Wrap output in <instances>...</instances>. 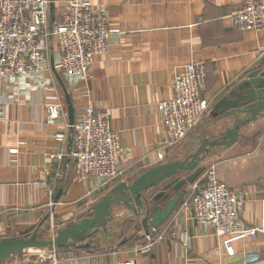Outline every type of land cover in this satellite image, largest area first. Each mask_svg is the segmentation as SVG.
Returning <instances> with one entry per match:
<instances>
[{"label": "crops", "instance_id": "1", "mask_svg": "<svg viewBox=\"0 0 264 264\" xmlns=\"http://www.w3.org/2000/svg\"><path fill=\"white\" fill-rule=\"evenodd\" d=\"M66 2L54 0L52 19L59 17ZM91 2L107 10L113 35L110 53L96 59L89 80L70 87L54 68L53 61L59 56L54 45L51 70L39 80L23 77L17 85L0 83V239L20 237L49 222L52 198L59 200L54 211L58 227L92 216L94 204L123 196L124 185L145 171L186 158L206 138L222 137L234 127L235 118L246 115L225 116L217 104L248 80L251 72L264 71V29L239 30L226 21L245 0ZM190 62L205 64L204 96L210 100V112L185 142L168 148L166 157L159 160L157 152L165 134L159 103L171 96L174 77ZM66 92L74 121L87 102L108 110L111 129L129 151L121 179L94 193L90 201L84 199L88 183L75 178V160L69 154L73 133ZM56 94L65 103V116L48 123L46 102ZM241 132L231 146L210 148L200 166L214 165L221 181L234 189L249 190L243 235L219 238L186 213L182 203L191 187L187 185L185 195L157 229L167 230L166 237L150 251L135 249L145 243L144 215L138 216L117 201L104 226L76 245L56 250L55 264H117L126 260L136 264H264V231L258 229H264V111ZM61 151L65 153L62 160L47 157L48 152ZM48 188L53 190L52 197ZM149 192L155 194L158 189ZM169 192L171 197L176 194ZM150 206L163 209L165 203L150 201Z\"/></svg>", "mask_w": 264, "mask_h": 264}, {"label": "built area", "instance_id": "2", "mask_svg": "<svg viewBox=\"0 0 264 264\" xmlns=\"http://www.w3.org/2000/svg\"><path fill=\"white\" fill-rule=\"evenodd\" d=\"M226 21L239 30L264 29V0H245ZM112 35L107 10L94 6L91 0H67L59 17L53 19L50 0H0V83L17 85L23 77L39 80L51 70L55 45L59 56L53 61L54 68L73 88L92 77L96 59L110 53ZM261 50L264 52V47ZM206 83V67L200 62L187 63L174 77L171 96L159 103L165 125L157 152L159 160L166 157L168 148L184 142L210 112V100L204 96ZM63 115L65 103L56 94L46 102L47 121L54 123ZM71 127L73 145L69 154L75 160V178L88 183L84 199L90 201L94 193L121 179L129 151L111 129L110 112L97 108L93 102L84 104ZM64 155L63 151L47 153L51 160H62ZM56 175L59 177L60 173ZM190 185L182 209L193 219L211 228L219 238L240 236L247 231L243 218L249 197L247 188L228 186L218 178L214 165L204 168ZM48 192L52 197L53 190L48 188ZM58 201L52 198L49 202L48 219L52 226ZM157 229L144 233L145 243L135 249L150 251L166 237L167 230ZM184 244L188 245L187 240ZM56 250L49 254L54 264L58 261ZM26 251L21 255H28ZM117 264L136 263L126 260Z\"/></svg>", "mask_w": 264, "mask_h": 264}, {"label": "water", "instance_id": "3", "mask_svg": "<svg viewBox=\"0 0 264 264\" xmlns=\"http://www.w3.org/2000/svg\"><path fill=\"white\" fill-rule=\"evenodd\" d=\"M54 0H50L51 11L54 9ZM68 111L71 125L74 123V108L70 95L66 92ZM225 116L245 114V118H235V125L228 128L222 137L204 139L199 148L184 159L160 163L124 185V195L117 198H105L94 204L90 211L92 216L83 217L78 222L67 225L57 231L52 240L38 238L36 233L30 234L29 230L20 237L0 239V264H6L11 255H21L27 249L48 248L50 250L69 248L90 235L98 227L104 226L105 221L111 217L112 205L117 201L124 202L130 209L135 210L138 216L144 215L143 226L145 233L151 229L159 228L172 214L182 197L185 187L194 183L202 174L203 167L200 162L209 153L210 148L218 146H231L242 136L241 128L250 122L256 121L264 111V71L255 70L245 80L224 97L217 104ZM72 129V127H71ZM193 171V172H192ZM183 172L191 174L180 176ZM158 189L155 194L151 189ZM169 190L176 194L171 197ZM150 201L165 203L164 208H151Z\"/></svg>", "mask_w": 264, "mask_h": 264}, {"label": "rangeland", "instance_id": "4", "mask_svg": "<svg viewBox=\"0 0 264 264\" xmlns=\"http://www.w3.org/2000/svg\"><path fill=\"white\" fill-rule=\"evenodd\" d=\"M202 122L200 123V125L202 124ZM200 125H198V126H200ZM197 127L194 130H196ZM194 130L188 135V137L194 132ZM188 137L186 138V140L188 139ZM126 227H128V225H126ZM60 229H62V226L58 227L57 223H56V219H55L54 226H52L51 222L49 221L45 225H43L41 228H37L34 230L32 229V231L30 232L29 235L36 233V235L40 239L52 240L56 237L57 231ZM124 230L126 231L127 229H125V227H124ZM129 233L130 232L126 231L127 235H129ZM50 251L51 250L48 248L27 249L26 252H28L27 253L28 255H26V256L18 255V254L11 255L8 258L6 264H33L34 262H36L38 260L41 261L42 264H50V262H51L49 259Z\"/></svg>", "mask_w": 264, "mask_h": 264}, {"label": "trees", "instance_id": "5", "mask_svg": "<svg viewBox=\"0 0 264 264\" xmlns=\"http://www.w3.org/2000/svg\"><path fill=\"white\" fill-rule=\"evenodd\" d=\"M132 238H133V237H132ZM69 248H70V247H69ZM61 249H66V248H60V250H61Z\"/></svg>", "mask_w": 264, "mask_h": 264}]
</instances>
